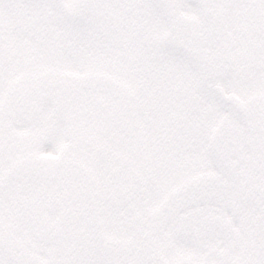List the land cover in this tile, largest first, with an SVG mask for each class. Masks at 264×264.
I'll return each instance as SVG.
<instances>
[{
	"label": "snow or ice",
	"instance_id": "6c2138e0",
	"mask_svg": "<svg viewBox=\"0 0 264 264\" xmlns=\"http://www.w3.org/2000/svg\"><path fill=\"white\" fill-rule=\"evenodd\" d=\"M0 264H264V0H0Z\"/></svg>",
	"mask_w": 264,
	"mask_h": 264
}]
</instances>
